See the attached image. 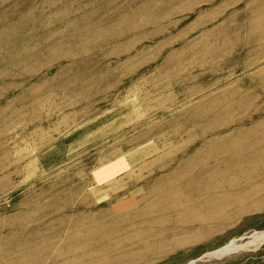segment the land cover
<instances>
[{
	"label": "rangeland",
	"instance_id": "obj_1",
	"mask_svg": "<svg viewBox=\"0 0 264 264\" xmlns=\"http://www.w3.org/2000/svg\"><path fill=\"white\" fill-rule=\"evenodd\" d=\"M261 233L264 0H0V264H264Z\"/></svg>",
	"mask_w": 264,
	"mask_h": 264
},
{
	"label": "bare ground",
	"instance_id": "obj_2",
	"mask_svg": "<svg viewBox=\"0 0 264 264\" xmlns=\"http://www.w3.org/2000/svg\"><path fill=\"white\" fill-rule=\"evenodd\" d=\"M256 238L262 239L264 241V233H261V234L256 235ZM239 248H238V246L235 243L231 242V243H228V244H226L224 246L219 247L218 249H216L215 251H213L210 254L212 256L220 257L222 255H226L229 252L236 251Z\"/></svg>",
	"mask_w": 264,
	"mask_h": 264
}]
</instances>
